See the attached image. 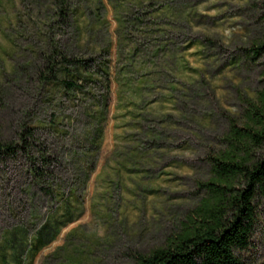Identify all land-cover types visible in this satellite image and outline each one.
<instances>
[{"label":"rangeland","instance_id":"1","mask_svg":"<svg viewBox=\"0 0 264 264\" xmlns=\"http://www.w3.org/2000/svg\"><path fill=\"white\" fill-rule=\"evenodd\" d=\"M263 2L0 0V264L164 246L258 103ZM244 256L264 264V198Z\"/></svg>","mask_w":264,"mask_h":264},{"label":"trees","instance_id":"2","mask_svg":"<svg viewBox=\"0 0 264 264\" xmlns=\"http://www.w3.org/2000/svg\"><path fill=\"white\" fill-rule=\"evenodd\" d=\"M256 53L264 55V41ZM261 76L264 82V63ZM257 98V104L249 103L243 126L232 124L223 148L207 156L209 177L199 183L204 195L178 231L164 246L138 255L134 264H249L244 254L264 198V86ZM13 152L12 146L0 145V158Z\"/></svg>","mask_w":264,"mask_h":264}]
</instances>
